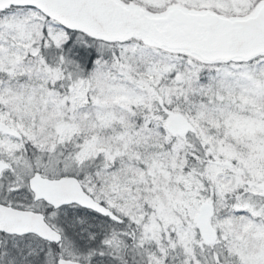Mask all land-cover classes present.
<instances>
[{
  "label": "snow or ice",
  "instance_id": "snow-or-ice-1",
  "mask_svg": "<svg viewBox=\"0 0 264 264\" xmlns=\"http://www.w3.org/2000/svg\"><path fill=\"white\" fill-rule=\"evenodd\" d=\"M0 264H264V0H0Z\"/></svg>",
  "mask_w": 264,
  "mask_h": 264
}]
</instances>
